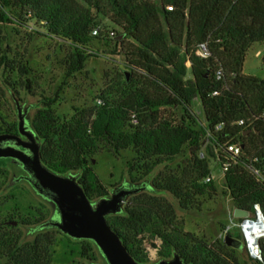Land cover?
<instances>
[{
	"label": "trees",
	"instance_id": "1",
	"mask_svg": "<svg viewBox=\"0 0 264 264\" xmlns=\"http://www.w3.org/2000/svg\"><path fill=\"white\" fill-rule=\"evenodd\" d=\"M98 16L110 27L98 23ZM15 25L68 44L64 66L70 76L101 51L123 58L113 83L94 105L73 107L71 117L61 118L54 108L59 92L43 95L29 122L42 144L43 163L60 174H80L90 200L110 194L93 166L99 154L120 159L131 151L144 162L148 176L187 149L189 167L182 176L160 172L147 181L150 189L127 201L123 214L107 218L134 259L152 264L154 257L170 259L177 252L187 264H248L223 240L209 243L186 231L174 204L158 194L172 195L182 210L199 205L200 198L217 196V183H204L216 160L221 166L229 163L224 194L234 209L252 211L260 204L264 214V184L247 169L264 166V121L249 122L264 112V79L244 74L249 49L264 43V0H0V90L13 98L20 91L33 94L37 84L27 60L9 56L4 28ZM204 43L209 59L197 54ZM95 45L103 49L94 50ZM218 69L224 73L220 81ZM215 91L218 95L212 96ZM196 101L203 120L196 114ZM240 121L246 124L240 126ZM218 125L223 129L215 131ZM17 132L0 114V134ZM226 144L240 146L242 155L225 153ZM11 166L10 160H0V173L7 175ZM142 181L132 178L133 183ZM51 212L45 201L24 213L16 197L0 201V264L53 263L57 234L62 233L47 230L23 241L20 229H33ZM232 236L242 240L239 233ZM77 243L82 259L98 260L93 243Z\"/></svg>",
	"mask_w": 264,
	"mask_h": 264
},
{
	"label": "rangeland",
	"instance_id": "2",
	"mask_svg": "<svg viewBox=\"0 0 264 264\" xmlns=\"http://www.w3.org/2000/svg\"><path fill=\"white\" fill-rule=\"evenodd\" d=\"M97 21L103 27H110V23L103 16H98ZM4 34L7 44L12 49L9 54L10 58L23 60L24 63L27 60L28 66L33 69V74L37 80L33 94L20 91V96H14L21 106L29 109V122L38 108L41 107L43 95L51 96L59 92L60 100L54 108L61 118L71 117L74 113L73 107L94 105L95 98L113 83L117 70L123 66V58L111 56L109 52L101 51L103 48L100 45H95L94 50L101 52L89 57L82 71L70 76L64 66L70 48L62 40L53 39L38 34L34 29L28 30L17 25L4 28ZM263 56L264 43L254 44L246 55L244 74L264 79ZM1 73L2 70H0V75ZM0 86L2 87L1 83ZM196 107L197 116L203 119V114L197 104ZM0 114L8 125L18 127L19 119L14 98L8 92L2 93V90H0ZM94 161L93 166L97 175L111 192L112 188L117 185L132 182V178H143L142 183L152 181L162 171L173 170L182 176L189 167V154L186 149L174 161L156 166L148 176L144 175V162L131 151L124 152L120 159H116L105 152L96 156ZM210 168L218 185L217 196L200 198L199 205L188 210H182L172 195L168 193L158 194V196L165 197L174 204L179 219L185 223L186 231L196 234L209 243L217 239L224 241V237L221 238V235L226 227L232 225L229 210H234L231 197L224 194L225 184L221 165L218 161L211 160ZM20 173L21 170L15 165L9 168L7 175L0 173V201L2 203L8 202V198L14 196L20 204L22 213H24L26 207H37L44 200L37 196L26 182L8 188L13 175ZM50 208L51 205H49ZM4 217L6 215L2 218ZM20 229L24 233L23 241L33 240L32 228L20 226ZM233 233H238V231L232 230L229 234L232 235ZM79 250L80 245L77 241L69 240V237L64 234H57L52 264H92L93 262L80 257ZM247 254V250L243 248L241 251L243 262L256 264L257 262L251 260ZM97 258L98 260L95 262H104L99 252ZM152 261L154 263L158 259L154 257Z\"/></svg>",
	"mask_w": 264,
	"mask_h": 264
},
{
	"label": "water",
	"instance_id": "3",
	"mask_svg": "<svg viewBox=\"0 0 264 264\" xmlns=\"http://www.w3.org/2000/svg\"><path fill=\"white\" fill-rule=\"evenodd\" d=\"M18 113V133L0 134V160H10L23 173L14 174L8 188L26 182L46 203L52 206L50 218L32 229L33 233L57 230L73 241L93 243L103 263L92 264H141L130 254L120 236L111 228L108 216L121 215L127 201L150 189L147 184L127 183L112 188L106 197L92 201L79 183L80 174L71 172L60 174L48 168L41 158L42 144L25 119L19 101L14 98ZM95 163V161H93ZM251 211L234 209V218H249ZM17 225V222H14ZM227 247L242 251L243 241L227 234ZM152 264H187L174 252L170 259H160Z\"/></svg>",
	"mask_w": 264,
	"mask_h": 264
},
{
	"label": "built area",
	"instance_id": "4",
	"mask_svg": "<svg viewBox=\"0 0 264 264\" xmlns=\"http://www.w3.org/2000/svg\"><path fill=\"white\" fill-rule=\"evenodd\" d=\"M174 9L173 6H168V10L172 11ZM98 34V29L94 31V35ZM112 36H114V33H111ZM197 54L203 58V59H209L211 57V52L208 46V43H204L199 45L197 49ZM259 55L261 53L259 52ZM216 79L217 80H223L224 79V73L222 69H218L216 73ZM218 95V92H214L212 96ZM98 103L100 104L101 101L98 100ZM263 120L264 121V112L262 115L258 117H254L252 120H250V123H255L256 121ZM246 124L245 121H240L239 125L244 126ZM223 129L222 125H218L215 128V131H220ZM224 152L227 154L232 155L233 157H240L242 155V148L235 144H226L224 146ZM201 157H204V154H201ZM259 161L256 159V164H258ZM222 168V174L223 178L225 177V174L229 170V163L223 164L221 166ZM247 169L250 171V173L257 179L258 182L264 184V166H247ZM215 176L211 174L208 176L204 183L208 184L213 181H215ZM229 216L230 221L232 225L229 227H226L224 232L221 235V238H225L227 234L232 232V230H237L238 233L242 237V241L244 244V248L248 252V256L251 258V260L260 262L263 264L264 262V214L262 211V208L260 204H255L253 206V210L251 211V216L249 218H243V219H236L234 218V210H229Z\"/></svg>",
	"mask_w": 264,
	"mask_h": 264
},
{
	"label": "flooded vegetation",
	"instance_id": "5",
	"mask_svg": "<svg viewBox=\"0 0 264 264\" xmlns=\"http://www.w3.org/2000/svg\"><path fill=\"white\" fill-rule=\"evenodd\" d=\"M23 109H22V112H23V114L26 112V116H25V119L27 120L28 119V122H29V109L28 108H24L23 106H21ZM18 133V132H17ZM17 133H14V134H17ZM23 172L21 171V173L20 174H22ZM128 185H131V186H135V184H139V183H133V182H126ZM122 184H124V183H122ZM141 184H147V182H143V183H141ZM121 185V184H120Z\"/></svg>",
	"mask_w": 264,
	"mask_h": 264
},
{
	"label": "crops",
	"instance_id": "6",
	"mask_svg": "<svg viewBox=\"0 0 264 264\" xmlns=\"http://www.w3.org/2000/svg\"><path fill=\"white\" fill-rule=\"evenodd\" d=\"M187 65L190 66V62H188ZM197 102H198V103H197ZM196 104H197V106H199V101H196ZM196 108H197V107H195V111H196ZM201 112H202V111H201ZM196 114H197V112H196ZM202 114H203V113H202ZM203 119H204V115H203ZM203 119H202V120H203Z\"/></svg>",
	"mask_w": 264,
	"mask_h": 264
}]
</instances>
